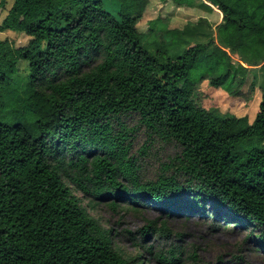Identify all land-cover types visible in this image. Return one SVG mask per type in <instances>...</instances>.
<instances>
[{
	"label": "trees",
	"instance_id": "obj_1",
	"mask_svg": "<svg viewBox=\"0 0 264 264\" xmlns=\"http://www.w3.org/2000/svg\"><path fill=\"white\" fill-rule=\"evenodd\" d=\"M205 1L216 26L158 17L141 32L150 0H12L0 32L28 40H0V264H184L157 220L126 232L140 254L125 257L72 189L114 211L248 226L264 250V87L252 72L264 63V0ZM204 82L210 98L258 93L254 119L204 106ZM140 132L175 148L153 178L139 161L147 146L132 153Z\"/></svg>",
	"mask_w": 264,
	"mask_h": 264
},
{
	"label": "rangeland",
	"instance_id": "obj_2",
	"mask_svg": "<svg viewBox=\"0 0 264 264\" xmlns=\"http://www.w3.org/2000/svg\"><path fill=\"white\" fill-rule=\"evenodd\" d=\"M12 5V0H6L4 10L0 13V24L6 16L7 11ZM195 8L182 7L176 8L169 2L161 0H150L145 12L143 21L138 25L139 31L145 32L148 21L155 18L167 20V25L170 28H181L186 22H194L199 17H206L216 26L221 21V13L205 0H195ZM208 12L213 10V13H205L200 9ZM7 39L15 46H23L27 43V38L12 31L0 32V40ZM204 41L203 38H197L193 43ZM235 63H239V58L236 55H230ZM264 63L252 67V72L257 76L258 84L264 87ZM24 72V64L20 65V69ZM204 95L200 98L204 100V106H216L224 114L234 115L236 117H247L249 122L254 119L258 105V93H255L250 102L243 99L228 97L225 93L219 92L210 98L207 93L211 92L207 89L206 82L202 84ZM207 92V93H206ZM257 92V91H256ZM145 144V145H144ZM142 146H147L141 155L140 164L142 166V174L146 178H153L154 174L159 169V164L168 160L175 153V148L160 144H147V139L143 133H139L133 142L132 153L136 154ZM73 195L81 200L88 215L97 220L100 225L111 231L113 242L119 251L127 258H135L140 254L139 250L133 247L132 242L126 236V232L136 234L141 230L147 221H156L159 226L162 222L171 230L174 237L171 239V244L177 246L182 251L181 259L184 264H193L192 256L195 254L199 259L198 264H264V250L257 249L256 244L251 240L246 241L251 227L234 226V228H226L218 226L211 228L208 221L197 216H169L160 217L159 211L154 206L138 207V212L114 211L104 204H91L84 198L80 192L72 189ZM161 243L163 245H161ZM160 244L152 239L150 244L155 246H168L169 243L162 241ZM161 245V246H160ZM160 249V248H159ZM167 249V248H165ZM254 250H257L256 252ZM142 259L138 264H157L155 259L146 254H142Z\"/></svg>",
	"mask_w": 264,
	"mask_h": 264
}]
</instances>
